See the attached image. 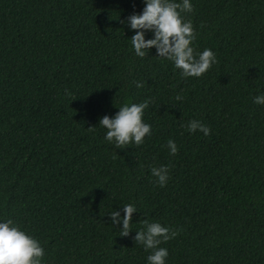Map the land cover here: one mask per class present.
<instances>
[{
	"label": "trees",
	"instance_id": "1",
	"mask_svg": "<svg viewBox=\"0 0 264 264\" xmlns=\"http://www.w3.org/2000/svg\"><path fill=\"white\" fill-rule=\"evenodd\" d=\"M191 3L194 49L217 63L184 79L154 48L133 54L121 21L142 0H0V218L40 241L44 264H146L144 220L178 229L166 264H264V0ZM145 99L151 136L110 145L99 119ZM125 203L137 212L121 236L107 213Z\"/></svg>",
	"mask_w": 264,
	"mask_h": 264
},
{
	"label": "clouds",
	"instance_id": "2",
	"mask_svg": "<svg viewBox=\"0 0 264 264\" xmlns=\"http://www.w3.org/2000/svg\"><path fill=\"white\" fill-rule=\"evenodd\" d=\"M142 2L144 6L139 13L133 12L121 21L129 30H135L130 37V44L136 57L143 58L154 48L155 56L170 61L184 79L199 78L217 63L216 54L211 49L204 48L199 52L194 49L192 42L196 39V32L191 20L182 15L193 10L191 0ZM149 33V38H145ZM142 83L136 82V87H142ZM65 95L71 96L68 89H65ZM176 99L182 97L177 95ZM252 99L255 104H264V92H259ZM149 103V99L139 103H125L111 117L102 116L98 124L105 129L104 139L115 148L121 149L129 144H143L145 137L152 134L151 125L143 120L144 110ZM187 130L200 131L205 136L209 133V127L195 119L188 121ZM166 147L171 155H175L178 150L172 139L166 141ZM150 173L160 187L168 182L167 165L152 166ZM134 212H137L136 206L125 203L107 213L111 225H119L121 236L129 234ZM142 224L143 227L134 231L133 240L148 252L146 264H166L168 249L160 245L174 238L178 229H171L157 221L144 220ZM43 257L44 249L36 237L12 219L0 218V264H44Z\"/></svg>",
	"mask_w": 264,
	"mask_h": 264
}]
</instances>
